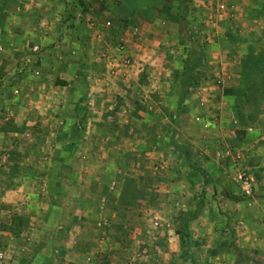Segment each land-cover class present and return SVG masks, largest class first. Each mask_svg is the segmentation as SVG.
I'll return each instance as SVG.
<instances>
[{
  "label": "crops",
  "instance_id": "1",
  "mask_svg": "<svg viewBox=\"0 0 264 264\" xmlns=\"http://www.w3.org/2000/svg\"><path fill=\"white\" fill-rule=\"evenodd\" d=\"M11 18L8 35L0 30V55L17 52L12 72L17 85L12 79V101L0 103L3 120L13 119L12 130L0 131V149L15 148L25 139L37 146L41 131H61L63 135L62 142L50 145L62 155L57 158L52 153L41 159L46 164V185L37 184L31 173H11L15 161L9 154L0 155V225L14 227L16 217L25 214L33 225L28 240H34L39 249L16 251L13 262L5 259L0 264H97L105 257L98 251H86V242L72 234L77 237L87 224L94 225L95 203L100 212L112 208L114 216L118 202L125 203L126 213L132 210L136 201L126 199L127 185L132 183L125 176L108 175L103 184L108 185L107 193L101 194L102 178L95 167L90 170V165H85L99 161V156L91 154V161L86 160L85 154V148L98 145L95 141L79 142L71 134L76 117L86 130L96 131L91 121H99L101 107L118 98L119 81L142 77L148 85L144 109L136 115L144 133L137 139L129 137L127 142L143 146L144 159L150 157L151 164L153 157L166 162L169 148L185 145L196 152L198 149L207 177L209 172L222 182L227 175L235 179L241 168L250 172L254 178L250 200L235 202L231 197L235 190L222 187L216 189V199L222 204L213 201L206 209L217 213L213 220L206 215V227L219 221L236 228L235 246L216 249L218 237L207 238L206 228L200 230L206 236L200 242L204 252L208 251L205 257L209 264H264V85L260 93L248 94L264 84V76L260 77L264 75V0H18ZM121 46L132 59L129 68L124 67ZM199 49L203 66L180 103L186 62ZM251 97L259 99L256 115L241 127L235 119L236 100ZM9 103L13 105L7 106ZM106 106L113 109L112 104ZM30 116L35 122L28 120ZM104 123L113 131L137 129L132 120L122 125ZM239 131L245 132L243 140L237 138ZM10 137L13 141L9 144ZM215 144H221L220 149ZM210 145L214 146L212 153L206 150ZM226 150L230 154L217 160L216 153ZM55 163L60 164V170H54ZM135 190L133 200H138ZM198 190L200 193L202 186ZM111 193L115 200H111ZM23 207L26 210H21ZM58 207L63 212L71 209V217L58 220L54 212ZM155 223L157 229L163 226L160 220ZM22 232L20 229L17 234ZM5 233L0 231L1 236ZM41 235L42 242L35 239ZM172 235L168 241L177 243L178 235ZM98 241L103 242V238ZM170 251L184 264L186 258L191 261L192 252L182 254V243ZM151 257L146 252L141 258Z\"/></svg>",
  "mask_w": 264,
  "mask_h": 264
},
{
  "label": "rangeland",
  "instance_id": "2",
  "mask_svg": "<svg viewBox=\"0 0 264 264\" xmlns=\"http://www.w3.org/2000/svg\"><path fill=\"white\" fill-rule=\"evenodd\" d=\"M17 3L18 0H0V30L4 29L6 36L12 28L13 20L11 15H13ZM0 57V80H2L0 81V103L2 105L4 101H12L13 95L11 91L13 86L11 80L13 79V85H17V81L14 82V75L12 72L17 66L14 64V60L19 58V56L17 52L5 51ZM201 66H203V64H201ZM199 70L201 71V68ZM263 76L264 75H261L260 77ZM145 79L146 78L142 77L140 79L137 78V80L122 79L119 81L117 91H115L119 94L117 96L118 98H113L110 100V103L109 101L106 103V105L112 104L113 109L108 110L106 105L101 107L102 113L100 116H102V118H100L99 121H91L96 125V131L91 132L86 130L82 127L81 121H77V117L76 121L74 120L71 138L77 139L79 142L92 143L95 141L98 145L92 148L89 147V149L85 148V154L87 155L86 160L91 161L90 158L91 155H93L95 157L99 156V161H91L90 164L85 165H90V170L95 167V170L98 171V174L102 178L103 183L100 187L101 194L107 193L106 187L108 185L106 186L103 184H106L108 175L109 178L116 174L122 175L125 176V178H129L132 183L127 185L126 199L136 202L133 203V209L129 210L128 213L125 212V203L121 204L118 202L120 205L116 216H114L112 208H109V211L104 210V212H100V208H98L95 203L93 205L95 217V219H93L94 225L88 226L87 224L84 232H80L77 237L75 236L76 233L72 234V236L75 237V239L86 242L84 245V247L88 248L86 251H98L105 255L104 258L101 257L97 260V264H184L174 259V257L171 256L173 252L170 251V248L176 245L179 247L180 243H182V254L192 252L191 261L186 258L185 264H209L210 262H208L205 257L208 251L204 252V245H201L200 242L201 238L205 239L206 237L204 236V231L200 232L202 228L209 229L207 238L213 236L218 237L214 243L216 249L222 248L224 245L230 247L235 246L234 232L236 228L232 229L229 227L230 225H228V223L226 225L216 220V222L213 223V227H206L204 224L206 215L210 220L217 218V213L214 209L206 212V209L210 208L207 205H210L213 201L220 204L223 202L222 200L218 201V199H216V197H218L216 189L224 187L235 190L236 193L231 196L232 200L235 202L244 203L248 200L243 198L240 194L235 179H232L230 175H227V180L222 182L208 172V179L205 181L196 170L188 166V163L174 148L167 149L168 156L164 157L166 162H162L153 157L155 161L151 164L149 160L150 157L144 159L143 146L136 147L129 145V142H127L129 137L137 139L144 133L141 127L143 126L140 122L141 119L137 118L139 115H136V112L144 109L145 92L147 91L145 88L148 85ZM263 85L264 84L261 82L259 87L252 88L253 91L248 94L254 96L260 93V86ZM148 87L155 90L151 85ZM78 89L79 88L74 89V92L78 93ZM156 92L158 91L156 90ZM147 93L150 95V92ZM153 94L154 93H151V95ZM6 95L9 96L3 100V96ZM236 101L238 104V114L236 117L238 118L235 119H239L238 124L244 127L248 124V120V122H250V120L255 117L259 99L254 97L248 98L247 100L239 98ZM243 103H246L247 106L243 107ZM11 105L13 104L9 103L7 106ZM70 106H73V104ZM105 115L108 116L107 120H104ZM88 117H90V115L81 117V119ZM241 117H243L242 121L240 120ZM29 118L32 117H28V120H30ZM2 120L3 118L0 115V131L3 128L9 130L13 129V119L6 121ZM130 120H132L134 124H137L135 127L137 128L136 130L113 131V128L109 129L104 123L115 122L122 125L126 124L125 122L127 121L130 122ZM30 121L35 122V120ZM62 135L61 131H41L40 136L37 135V146L31 145L32 143H27L25 139V142H22L21 145L15 148L11 149L7 147L5 150L0 149V155L9 154L10 158L15 161L14 166H16V168L12 166V163L11 173L16 171L20 173H31L36 177L35 181L37 184L44 185L46 164L42 160L44 157L52 155V153L54 155L56 154L57 158L62 155L60 149L55 150L54 147L50 148L52 143L62 142ZM244 136V131H239L237 133V138L239 140H243ZM10 138L11 139L8 141L9 144L13 141L12 137ZM214 146L220 149L221 144H215ZM214 146L210 145L206 150L212 153ZM68 154H71L70 148ZM191 156L190 163L198 164V159L201 158L198 149L197 152L191 150ZM39 160L41 161L39 162ZM203 165L204 164L200 162L198 164L200 168H202ZM54 170H60L59 163L54 164ZM157 171L161 174V177H158ZM154 172H156V175L152 176ZM40 177H42V179H40ZM53 185H55V180ZM201 186L202 190L198 193V189ZM136 188L137 191L135 190ZM134 190L136 191L138 200H133L134 195H132V193ZM137 192H139V194ZM110 195L111 200L117 198L114 193ZM26 208L27 207H23L21 210H26ZM194 209L196 211L193 216L197 217L195 221L192 220L193 216L190 217V213ZM54 212L58 220L71 217V209L63 212L58 207ZM20 214L22 215L16 217L15 223H12L15 224L14 227L8 224L3 225V223L0 225V231H6L3 235L5 237L0 235V253L3 254V258L0 262H3L5 259L9 260L10 263L13 262L16 251L19 253H29L32 250H39L38 246H35L34 240H28V238L31 237L29 234L31 232L29 227H33V225L29 224V218H27L25 214ZM156 217L163 225L159 227V229H157L158 227H154V223L157 221ZM10 218L13 219L12 216ZM97 222H100V226L96 225ZM32 223L34 224V222ZM20 229L23 230V232L17 234V231ZM172 234L178 235L179 240L177 243L175 241L171 243L168 241V239L172 238ZM101 238H103V242L98 241V239L100 240ZM35 239L42 242V235L36 236ZM222 239H225L227 244H225ZM231 239H233V241ZM146 252L150 253L152 257L149 259L141 258ZM109 257L112 258L109 259Z\"/></svg>",
  "mask_w": 264,
  "mask_h": 264
},
{
  "label": "trees",
  "instance_id": "3",
  "mask_svg": "<svg viewBox=\"0 0 264 264\" xmlns=\"http://www.w3.org/2000/svg\"><path fill=\"white\" fill-rule=\"evenodd\" d=\"M198 43L200 45H203L202 44L203 42H201L200 40H198ZM192 53H193V57L190 61L186 62V66H185V70H184V76L182 78V93L180 96V103L186 97L188 91L190 90L191 85H192L191 81L193 79H195L196 77H198V75L200 74V70H199L200 68L199 67H201V64H202V52L199 49L198 51H195ZM175 150H177L179 154H182L186 157L188 166L191 169L198 171L203 176L205 181L208 179L204 170H202V168H200L198 166L199 162H198V164H195V163L191 164L190 163V159L192 158L191 150L187 146L179 145L178 148H176Z\"/></svg>",
  "mask_w": 264,
  "mask_h": 264
},
{
  "label": "built area",
  "instance_id": "4",
  "mask_svg": "<svg viewBox=\"0 0 264 264\" xmlns=\"http://www.w3.org/2000/svg\"><path fill=\"white\" fill-rule=\"evenodd\" d=\"M220 9H223V6H221ZM107 25L110 26V23H107ZM119 50H120V55L123 58L124 67L125 68L131 67L133 65L131 57L124 52L123 46H121ZM229 154L230 152L228 150L221 151V152H217L215 157L217 160H221ZM235 181L238 185L239 192L243 196V198H245L246 200H250L253 197V193H254L253 175L244 168L243 169L241 168L237 171L235 175ZM154 227L157 228L158 224L155 223ZM2 258H3V254L0 253V259Z\"/></svg>",
  "mask_w": 264,
  "mask_h": 264
}]
</instances>
